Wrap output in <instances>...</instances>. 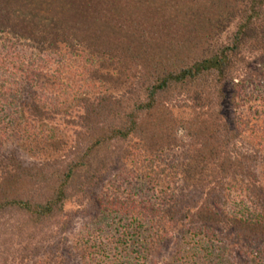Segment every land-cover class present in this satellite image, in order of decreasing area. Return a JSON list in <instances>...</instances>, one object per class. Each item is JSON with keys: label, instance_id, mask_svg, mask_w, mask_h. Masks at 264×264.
Listing matches in <instances>:
<instances>
[{"label": "trees", "instance_id": "trees-1", "mask_svg": "<svg viewBox=\"0 0 264 264\" xmlns=\"http://www.w3.org/2000/svg\"><path fill=\"white\" fill-rule=\"evenodd\" d=\"M0 264H264V0H0Z\"/></svg>", "mask_w": 264, "mask_h": 264}, {"label": "rangeland", "instance_id": "rangeland-1", "mask_svg": "<svg viewBox=\"0 0 264 264\" xmlns=\"http://www.w3.org/2000/svg\"><path fill=\"white\" fill-rule=\"evenodd\" d=\"M235 89L234 88H232V87H228L227 89H226V100L224 101V105H225V109H224V112H225V114L227 115V117L230 119V121H233V123H234V121H238L236 118H238L237 117V115H238V113H239V108H238V105L239 104H241V102H242V98H241V96H238V98H237V101H235ZM250 105H252V104H250ZM246 111V110H245ZM246 114V113H245ZM60 127H62L63 129L64 128H66V125H65V121L64 120H61V121H59L58 123H57ZM67 132H68V135L70 136V137H72L73 136V133H72V131L70 130V128H69V130H67ZM11 149L10 150H12V149H14V148H12V147H10ZM9 150V151H10ZM19 156L21 157V159L25 162V163H27V164H30V163H35V162H40L39 160H35L34 158H32V157H30L29 155H27L25 152H23V151H20L19 152ZM67 212H68V220H67V232L62 236V237H65V238H67V239H69V207H68V209H67ZM83 222H84V220H82V218H75V220L73 221V227H71V232H70V234L74 231V229H79L80 228V226H82V224H83ZM5 238V237H4ZM5 240H7V239H4V241ZM10 243H11V245H13V243H12V241H10ZM18 245H15V246H13V249H14V251H17L18 250Z\"/></svg>", "mask_w": 264, "mask_h": 264}]
</instances>
